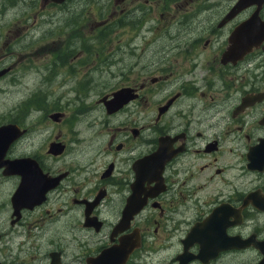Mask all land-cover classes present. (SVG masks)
Segmentation results:
<instances>
[{
	"label": "flooded vegetation",
	"instance_id": "flooded-vegetation-1",
	"mask_svg": "<svg viewBox=\"0 0 264 264\" xmlns=\"http://www.w3.org/2000/svg\"><path fill=\"white\" fill-rule=\"evenodd\" d=\"M101 2L91 30L134 34L58 54L89 69L72 116L39 84L0 123L20 132L0 165V264H263L264 2ZM76 66L46 80L74 91Z\"/></svg>",
	"mask_w": 264,
	"mask_h": 264
},
{
	"label": "rangeland",
	"instance_id": "rangeland-1",
	"mask_svg": "<svg viewBox=\"0 0 264 264\" xmlns=\"http://www.w3.org/2000/svg\"><path fill=\"white\" fill-rule=\"evenodd\" d=\"M215 1L216 3L225 5L232 0H213V2ZM39 2L40 0H0V48H2L0 54L4 55L7 51L14 52L9 56L4 55L0 58V65L16 62L11 73L0 80V123L8 121L14 116H16V119H19L17 117L20 113L23 114V111H20L18 103L23 97H26L33 91V86L39 84L43 86L47 85V88L43 87V90L47 95L52 96L47 98L48 102L53 99L51 112L61 109L67 116L71 117L74 105L73 103L68 104V102H72L68 100L76 94L79 77L89 69L79 67L81 59L78 57L72 60L68 57L64 62L56 60V57L59 56L58 54H65L67 51L70 53L72 50L77 51L79 47H83L82 43L85 44V47L91 48L99 42L95 38L86 41L77 39L75 41L74 37L83 39L84 37L111 38L127 37L134 34L127 32V26L124 25L126 20L104 29L98 30L99 28L95 29L94 27V30H91V24L93 25L95 20L99 19L105 12V8L101 6L104 3H100V0H71L64 6H47L44 8L40 6ZM14 3L16 6H13ZM15 27L16 41L11 40L9 45H5L3 48L2 46L8 37L13 35L11 31ZM55 52L57 54H54ZM62 57L65 58V56ZM95 63L99 67L103 62L99 63V61H96ZM128 63L129 60L125 59L119 65L125 66ZM67 64H70L71 71L75 65H78L72 72L73 77H70V81L66 84L68 87L70 86L69 84L75 86L74 91H71V89L62 91L59 87L60 84L51 87L52 81L46 80L49 74L53 73L59 66L62 67V70L60 68L57 70L63 71V74H66ZM42 66L44 67L43 74L41 70L40 72L36 71L43 68ZM76 68H78L79 72H76ZM14 78H16V84L12 83ZM109 87H106L104 91L108 90ZM68 91L71 92L67 93ZM88 93L95 94L96 91L86 89L85 94ZM57 94L58 96H56ZM62 96H66L65 99L56 98ZM42 99L43 96L37 97L33 102L35 103L37 100ZM46 116L42 114L38 118L42 119ZM34 118L36 116H31L29 120H25L24 122L30 125ZM44 125L47 126L49 132L58 127V125L52 123L50 120L46 121ZM40 141L39 137L38 143Z\"/></svg>",
	"mask_w": 264,
	"mask_h": 264
},
{
	"label": "water",
	"instance_id": "water-1",
	"mask_svg": "<svg viewBox=\"0 0 264 264\" xmlns=\"http://www.w3.org/2000/svg\"><path fill=\"white\" fill-rule=\"evenodd\" d=\"M45 2L47 1H51L53 3H63L66 0H44ZM262 2H264V0H238L236 3V8L237 9H242L245 8L247 6L253 5V4H258L260 5ZM246 25L248 26H256L258 27L259 24L257 22L254 21V16L251 17L250 19H248L245 22ZM251 47V46H248ZM3 73V72H2ZM109 107V106H108ZM19 129L16 126V136H15V129L14 126L11 124H6V125H2L0 126V165H3L4 162H2V159L4 158L5 152L9 146V142L12 141L15 137H17L19 135ZM24 161V160H22ZM21 161V162H22ZM11 165V167L13 166V163H15V161L9 162ZM264 264V263H263Z\"/></svg>",
	"mask_w": 264,
	"mask_h": 264
},
{
	"label": "bare ground",
	"instance_id": "bare-ground-1",
	"mask_svg": "<svg viewBox=\"0 0 264 264\" xmlns=\"http://www.w3.org/2000/svg\"><path fill=\"white\" fill-rule=\"evenodd\" d=\"M24 160V159H23ZM14 161H16V160H14ZM9 165H11L10 163H8ZM15 163H13V165H14ZM263 261V260H262ZM264 263V262H263Z\"/></svg>",
	"mask_w": 264,
	"mask_h": 264
}]
</instances>
